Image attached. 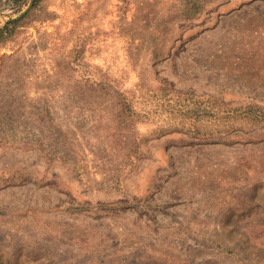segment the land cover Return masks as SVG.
<instances>
[{"label": "rangeland", "instance_id": "374dc122", "mask_svg": "<svg viewBox=\"0 0 264 264\" xmlns=\"http://www.w3.org/2000/svg\"><path fill=\"white\" fill-rule=\"evenodd\" d=\"M178 4L39 0L19 18L0 113L27 145L0 146V264H264V125L154 133L160 85L264 106V0L190 20Z\"/></svg>", "mask_w": 264, "mask_h": 264}, {"label": "trees", "instance_id": "16d2710c", "mask_svg": "<svg viewBox=\"0 0 264 264\" xmlns=\"http://www.w3.org/2000/svg\"><path fill=\"white\" fill-rule=\"evenodd\" d=\"M29 0H0V8H8L19 13ZM39 0H34L37 3ZM213 0H179L176 11L178 17L190 20L196 17L204 6ZM24 18V17H23ZM11 20L0 27V47L9 45L17 38L22 26V19ZM158 35L162 33L159 29ZM166 86V85H165ZM158 87V102L166 105L167 109H161L160 113L165 112L164 122L156 125L154 133L162 135L175 130H184L191 133L193 137L200 140H208L216 135L234 131L250 129L264 125V106L255 103H241L232 106L229 103L220 102L215 97H203L194 93L167 90L166 87ZM155 111H158L155 109ZM13 113V111H11ZM48 114L49 111H48ZM3 116L0 122V146L3 147H24L23 131L27 129L25 123H10L6 120L7 112L0 113ZM129 116H131L129 114ZM61 138V137H60ZM50 145L56 144L57 155L53 159L65 160L67 155L64 152V143L57 139L49 138ZM63 147V148H62ZM52 159V160H53Z\"/></svg>", "mask_w": 264, "mask_h": 264}, {"label": "water", "instance_id": "95a60500", "mask_svg": "<svg viewBox=\"0 0 264 264\" xmlns=\"http://www.w3.org/2000/svg\"><path fill=\"white\" fill-rule=\"evenodd\" d=\"M33 2H34V0H29V3L27 4V7L22 12H20L16 17L11 18V20H17L20 17H22L30 9V7L32 6Z\"/></svg>", "mask_w": 264, "mask_h": 264}]
</instances>
